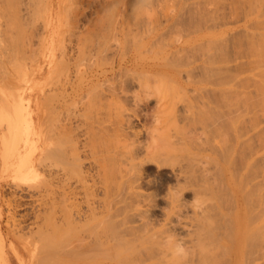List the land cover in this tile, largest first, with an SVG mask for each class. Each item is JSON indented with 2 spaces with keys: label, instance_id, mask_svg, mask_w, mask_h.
<instances>
[{
  "label": "rangeland",
  "instance_id": "1",
  "mask_svg": "<svg viewBox=\"0 0 264 264\" xmlns=\"http://www.w3.org/2000/svg\"><path fill=\"white\" fill-rule=\"evenodd\" d=\"M247 1L149 0L145 10L134 11L136 0H0V264H103L118 251L105 244L111 236L116 242L123 235L129 240L122 207L131 198L141 202V210H149L143 219L150 216L154 227L145 238L137 232L134 252L126 261L149 264V253L154 256L156 251L151 245L172 215L164 202L168 194L181 196L188 207L185 225L193 215L190 207L204 210L205 229L216 231L218 243L226 246L219 254L221 262L231 264L227 245L234 235L226 228L236 210L235 197L250 188L255 202H264V109L254 105L251 111L252 98L246 102L249 96L259 97L254 84L262 80L257 72L264 73L248 48L249 41L264 35V1ZM64 51L70 58L61 64ZM140 54L163 56L162 67L133 66ZM58 64L62 68L56 70ZM55 70L62 78L57 84L65 87L64 81L74 76L94 80L86 86L88 94L78 102L74 118L62 114L52 121L63 159L50 170L65 173L78 195L70 215L73 224L60 229L53 225L52 231L51 222L44 224L42 217L35 222L34 215L42 213L49 199L42 201L36 183L43 84ZM69 122L79 129L69 128ZM11 124L14 136L7 135ZM258 131L262 136L257 142ZM142 144L149 146V153L137 151ZM30 147L29 172L16 184L14 164ZM146 154L152 163L143 164L138 173L132 170L127 158L141 161ZM247 155L261 165L256 166L260 173ZM171 168H180L184 180L176 182ZM252 170L256 179L249 176ZM135 178L139 197L127 193ZM258 186L260 195L253 192ZM253 247L246 251L245 264H264V245ZM190 252L196 255L189 259H196L198 250Z\"/></svg>",
  "mask_w": 264,
  "mask_h": 264
},
{
  "label": "bare ground",
  "instance_id": "2",
  "mask_svg": "<svg viewBox=\"0 0 264 264\" xmlns=\"http://www.w3.org/2000/svg\"><path fill=\"white\" fill-rule=\"evenodd\" d=\"M252 6H253V4H252ZM250 10H252V9H250ZM153 16H155V15H153ZM262 33H264V32H262ZM258 38L259 39H257L258 40L257 42L254 40L255 43L253 42V40H251V42L249 41L248 43L250 45H248V48L251 46L250 47L251 49L250 48L249 49L251 51H253V52H251V51L250 52L254 54V57H257V58H255V59H257L255 62H260L261 61L262 63L260 62L261 63L260 65L262 67L261 66L260 67L263 68L264 67V62H263L264 61V35H259ZM3 44H5V43H3ZM69 58H70V56H69V54H67V52H65V51L61 52V55H60V58H59V60H60L59 62H61V64H64V61L66 63V61H68ZM161 62H163V56H161V59H157V57H155V56H151V57L146 58V57L141 56V54H140L139 56L135 55V58L132 60L131 64L133 66L139 65V68L144 70V69H147V68H157V69H159V68L162 67V63ZM61 64H58L60 66H57L56 70H57L58 67L62 68ZM256 67H258V66L255 65V68ZM56 70H55V74L52 72L50 75H48L46 77L47 81L45 82V84H43V86H44L43 87V100H42V112H41V117H40L41 123H40V134H39V143H40V145H39L40 146L39 147V165H38L39 166L38 167L39 168L38 169L39 170V183H36V184L39 185V186L37 185L39 187V190H40L39 192H41V194H39V195L43 194L42 196L45 197L44 198V197L40 196V198L43 199L42 201H45L44 199H46L47 197L49 199H47V202L46 201H45V203L43 202L45 207H43V210H41L42 213L41 214H37V215L35 214L36 217L34 215L35 222L39 221V219L42 217L43 219L41 218V220L47 222V223L44 222V224H46V225L49 224L50 225L52 223V225L50 226V229H51V227L53 225H57V224H58L57 227L55 226V227H52V228L60 229L59 227H63L64 224H66V226L69 228L73 224V220H72V218L70 219V215H71V211H72L73 206L77 203V196H78L77 195V191H76V187L73 184H71V182H70V180L68 178H66V174L65 173L59 174V173H54L53 170H50V168L56 167L58 162L62 161V159H63L62 158L63 157L62 156L63 155L62 154V150L59 147L60 143H59V140H58V133L55 131V125H54V123L52 121L57 116H63L62 114H65L66 116H71L72 115V117L74 118L75 117L74 114L78 110V107H77L78 104H79L78 102L82 101V99L85 96H87V94H88L87 92L89 90L86 89V86L91 85L93 80H94V76H90V75L87 78H85V79H83L82 77H81L82 78L81 79V78H78L77 76L73 75L75 77L74 80H71V81L70 80H68V81L66 80V81H64L65 83L67 82V86L65 87V86L62 85V84H64L63 82H61L62 84L61 83H59V85L57 84V82H60V80L62 78L59 80L60 73L57 74ZM259 70H261V69H259ZM60 71L61 70H59V72ZM76 72H78V71H76ZM258 72H257V77H260V78L262 77L261 78L262 80L259 79V82H258V80L255 81L254 87L258 88L257 89L258 92L256 91V93H259L260 99H259L258 96H256V97H258V99H255L256 97L253 98V97L249 96L248 101H246V102H249V101L253 100V102L250 103V104H252V107L255 105L258 109H260V108L264 109V78H263L264 77V75H263L264 73L262 72L263 74H261V73H258ZM66 73H67V71H66ZM79 79H81V80H79ZM98 80L99 79H97V77H96V81L97 82H98ZM253 81H254V79H253ZM48 83H49V85H48ZM47 90L51 91L50 94H48V99H47V95H46V91ZM108 93H111V92H108ZM256 95H258V94H256ZM250 98H252V100ZM254 100H257L260 103L254 101ZM254 103H257V105L254 104ZM246 104H248V103H246ZM250 104H248V105L250 106ZM259 104H260V106H259ZM248 105H246L247 108H248ZM25 106H26V109H27V105H25ZM254 108L255 107H253L251 109V111ZM248 109H250V107ZM261 109H260V111H261ZM7 111H9V110H7ZM248 111L250 113V110H248ZM254 111L256 112V110H254ZM256 113H254V114H256ZM251 114H252V112H251ZM251 114H250V116H251ZM261 114H262V116L264 118V115H263L264 112H262ZM255 116H256V118L258 117V115H255ZM253 118H255V117H253ZM251 119H252V116H251ZM249 121H251V120H249ZM250 124H252V121L250 122ZM69 128H72L74 130H78L79 126H73V123L69 122ZM130 129H132V128H130ZM23 132H24L23 139H26V141H25V145H26L28 143L27 142L28 141L27 140V138H28L27 125L24 126ZM260 132L257 134V137H256V141L257 142L260 139L258 137L262 136V133L260 134ZM9 134L11 136H14V134H15L14 124H11L9 126V129H7V135H9ZM259 135H261V136H259ZM257 138H258V140H257ZM261 139H263V140H261ZM261 139L260 140L262 141V143L261 142L260 143L262 145H260V146L264 147V142H263L264 138L262 137ZM252 145H250V147ZM141 146L138 148V150H137L138 152L142 151L144 153H149L150 148H149L148 145L146 146V144H145V147H144V145H143V147H141ZM245 146L248 147V143H247V145L245 143ZM250 147H248V149ZM261 147H259V148H261ZM32 148L30 147V150L27 153L23 154L22 156L19 155V161L17 160L18 162H16L14 164V165L18 166L15 169V173L12 176V181L16 180L17 181L16 184L20 183L21 178H23L24 175L29 172V169H30L29 167H30L31 162L33 160V157H32L33 149ZM253 148H254V146H253ZM261 150L263 151L264 148H261ZM169 151L171 153H173L172 150H169ZM254 151H255V149H254ZM259 151H260V149H259ZM249 152H251V149H250ZM261 153L262 154H260V157H263V155H264L263 153L264 152H261ZM251 154H254V152L251 153ZM255 154H257V152ZM249 156L247 158H249ZM170 157H171L170 154L166 155L167 159H169ZM127 159H128V164H129L130 168L132 170L136 171L137 173H138V169L141 166H143V164L148 165V164L152 163V160H151V158L149 157L148 154H146L144 159H142L141 161L138 160L137 157H134V158L133 157H128ZM249 159H250L249 160L250 164L253 163V165H254L255 164L254 163L255 159H254L253 162L251 161L252 158H249ZM259 159H261V158H259ZM141 162H142V164H141ZM263 163L264 162H262V164ZM253 165H251L252 168H253ZM161 166L166 167V165H161V164H159L158 167H161ZM254 166H255V168H253V170H255L256 172H259V173H260L261 169H264V168H262L261 165H254ZM256 166H259V168L261 166L260 170L257 171V169H259V168L256 167ZM248 170H246V171H248ZM252 171H251V175H249V176H252L250 178L254 179L253 176H255L257 173H255V171H253L255 173V174H253ZM259 173H258V175H259ZM170 174H171V176L173 177V179L176 182L184 180V175H183L182 170L180 168H171ZM248 174L249 173L247 172V175ZM59 176H61V178H58ZM248 177H247V181L246 182H248L249 179H250ZM256 177L257 176H255V179H256ZM234 178H236V177H234ZM234 178H232V179H234ZM251 179H250V181H251ZM262 179L263 178L261 177V181H264ZM25 181H27V180H25ZM261 181H259V182H261ZM259 182L256 183V184L259 185V186L262 184V187H263L264 183L262 182L260 184ZM236 183H239V181L238 182L236 181ZM256 184H254L255 186L254 185H250V186H252V188H253V186L254 187L257 186ZM14 185L12 184L11 186H14ZM235 185L236 184H234V186ZM259 186H258V190L259 191L258 190L253 191L254 188L253 189L251 188V191L256 192V193L258 192V195H260V193H262V191H261L262 187H260V189H259ZM238 187L239 186L236 185V189ZM243 188H244V186H243ZM139 189H140V185L138 183V178H135L134 181L130 185L127 186V193H129L130 195H136L137 196L139 194L137 192ZM235 190H233V191H235ZM239 192L242 193V195H240L238 193L239 194L238 198H236L234 196L235 199H237V201H236V205H235L236 206V210L232 214V217H231V227L226 228V232L227 233L229 231H231V233L234 235V238H231V240L229 241V243L227 245L228 256H229V259L231 261V264H245V262H246V259H245L246 251L249 250L250 247L254 248L253 246H257V245L262 246V245H264V206H263L264 202L263 201H259V200H258V202L257 201L255 202V200L253 198L254 196L250 193V188L246 189L244 194L242 192V189H241V191L239 190ZM6 197H7V195L4 196V199H6ZM137 197H139V196H137ZM32 198H34V197H32ZM37 199H38V197H37ZM164 199H165L164 202H165L166 206L168 207V210L171 211L172 215L170 217L167 216L165 218V222H164L165 226L163 228H161V230H159V232H158L159 233L158 235H159L160 239L159 240H154V243L151 245L152 252H153V249H155L156 251L153 252L154 256H152L149 253V257L147 259V261H149V264H171V263L174 264L173 261H171V260H169L167 258L166 252H165L164 248L161 246V242H162L163 238L165 237V235H166V233L168 231L174 232L178 236H182L180 230L185 231V235L182 236V237H186V236L188 237V241L187 242L189 244V249H197L198 250L197 258L196 259L195 258L194 259L193 258L188 259L186 261V264H222V262H221L222 257L221 256H223V255H219V254L223 252V249H226V246L223 245L222 243L221 244L218 243V233L216 231L211 230V229H210V231H208L209 229H205L204 225H206V223H205V219L203 217V215H204L203 211L204 210H202V212H199L200 214L196 213L195 215H192V216L190 215L191 217L189 218L188 225L187 224L185 225L184 224L185 219L188 220V218H185L184 216H186V215L183 216V213H185V210L188 207H186V204H184L183 201L180 200L181 196L168 194L166 197H164ZM38 200H39V202L41 201V199H38ZM260 200H263V199H260ZM7 203H8V206L10 204L12 205V201L9 198L7 199ZM40 203H42V202H40ZM261 203H263V204H261ZM140 204H141V202H139V200L133 199V198H131V201L123 204L122 209L124 211H126V220H125V223H124L125 224L124 231L125 232H129V235H128L129 236V238H128L129 240L126 241L125 235H123L121 238H118V239H121V240H119V242H116L115 241V239H117L116 236L115 237L111 236L109 238V240L105 244L109 246V250L111 248H113V247L115 249L118 247V251L114 252L113 254H111L112 257H110L106 262H103V264H130V263H127V261H126L127 260V255H128L129 252H134L133 251L134 243L136 242V240L138 238L137 232L141 231V236L144 237V238L147 237L149 235V233H151V230L153 229L152 227H154L153 226L154 223L152 224L151 222L148 221L150 216L147 217L148 219L146 217H145V219H143V215L145 214L144 216H146L147 211H149V210H146L144 212L143 210H141V205ZM40 206H43V205H40ZM34 207H36V205H34ZM88 208L89 207H87V210H88ZM59 214H62L63 217L59 218L60 217ZM192 214H193V211H192ZM179 216H180V218L182 220L181 221V225H180V221H178L176 219V217H179ZM182 216H183V218H182ZM52 217H53V221H51ZM34 219H32V220H34ZM47 220H49V221H47ZM48 222H51V223H48ZM127 223L130 226H126ZM173 225H177V226L173 227ZM64 229H66V228H64ZM64 229H61V230H64ZM36 235L34 234V237H36ZM24 237H26V236H24ZM22 238H23V236H22ZM139 238H141V237H139ZM204 238H207V241H208L207 244H206V242H205V244L202 243V239H204ZM120 243H122V245ZM127 245H129V247H128L129 250L126 247ZM215 251H218V252H215ZM195 253H196V251H195ZM191 255L195 256L196 254L193 255V253H191ZM263 258H264V253H263ZM102 261H104V260H102Z\"/></svg>",
  "mask_w": 264,
  "mask_h": 264
},
{
  "label": "clouds",
  "instance_id": "3",
  "mask_svg": "<svg viewBox=\"0 0 264 264\" xmlns=\"http://www.w3.org/2000/svg\"><path fill=\"white\" fill-rule=\"evenodd\" d=\"M149 0H136V4L134 5V11L136 10H145L148 6ZM110 12L115 11V7L112 9H109ZM196 203V197L194 201L190 204H195ZM193 210V215H195L198 212L202 211V208H192ZM178 221H180L181 225V218L176 217ZM177 225H173V227H176ZM188 237H182L178 236L174 232L168 231L163 238L161 242V246L164 248L167 258L171 261L174 262V264H186V261L189 259L191 253L189 249V244H188Z\"/></svg>",
  "mask_w": 264,
  "mask_h": 264
}]
</instances>
